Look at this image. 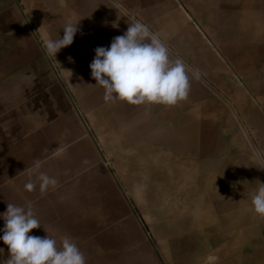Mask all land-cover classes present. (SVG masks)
Here are the masks:
<instances>
[{"label": "rangeland", "instance_id": "1", "mask_svg": "<svg viewBox=\"0 0 264 264\" xmlns=\"http://www.w3.org/2000/svg\"><path fill=\"white\" fill-rule=\"evenodd\" d=\"M62 1L79 14L110 15L111 25H120L110 26L113 37L126 31L125 13L135 16L160 34L173 61L183 59L190 77L196 69L201 77L190 80L179 107L106 101L89 77L74 80L77 93L67 75L76 34L56 58L44 46L46 38L64 34L65 24L43 17L57 0H0V212L7 203L31 204L41 226L29 234L50 235L58 248L70 237L87 264H264V222L251 218L252 195L264 182V0ZM220 47L232 61L221 60L214 49ZM89 99L99 119L98 108L108 107L101 113L116 131L115 149L89 118L82 104ZM211 101L233 122L242 146L230 147L220 126L184 116ZM142 154L145 165L136 160ZM37 160L40 171L58 181L43 194L38 182L34 191L24 188ZM185 161L186 171L199 172L195 184L184 179L183 185L182 174L173 175L172 167ZM210 173L219 175L211 205L225 203L227 213L247 210L242 227L252 229L255 242L224 251V235L235 229L223 215L220 227L200 236L195 202ZM123 225L129 232L117 231ZM0 248V260H6L2 240Z\"/></svg>", "mask_w": 264, "mask_h": 264}, {"label": "clouds", "instance_id": "2", "mask_svg": "<svg viewBox=\"0 0 264 264\" xmlns=\"http://www.w3.org/2000/svg\"><path fill=\"white\" fill-rule=\"evenodd\" d=\"M128 27L115 36L110 46H97L90 63L91 76L97 85L104 88V99L122 100L130 104L158 103L176 105L189 93L191 79L199 80L198 69L191 72L182 58L174 61L160 34L153 32L149 25L129 13H125ZM78 22L64 25V34L57 39L46 38L44 46L49 56L56 58L65 46L71 45L78 31ZM119 27L118 22H112ZM41 161L37 160L29 171V180L24 188L34 191L39 183L40 192L55 187L58 181L46 172L40 171ZM34 177V179L32 178ZM253 210L264 216V182L251 198ZM4 225L0 228V240L8 246L9 257L0 264H87L84 253L70 237L62 239L61 246L52 236L29 234L30 230L41 226L34 215L31 204L27 207L7 203L6 210L0 212ZM0 251H4L0 248Z\"/></svg>", "mask_w": 264, "mask_h": 264}, {"label": "bare ground", "instance_id": "3", "mask_svg": "<svg viewBox=\"0 0 264 264\" xmlns=\"http://www.w3.org/2000/svg\"><path fill=\"white\" fill-rule=\"evenodd\" d=\"M50 6H52L53 10L51 12L47 13L45 16H43L50 23L58 24L60 22L62 24H67L68 22L79 21L78 22V32L76 33V36H77L76 40L78 42V48L76 50V53H74L75 55L73 56V58L71 60V66L68 69V73H67L71 85L74 87L75 91L77 93H79L80 92V91H78L79 89H77L76 86L74 85V80L75 79L86 80L89 77L90 83H92V85L94 86V88L98 92V96H102L104 98V91L105 90L102 86L95 84L96 80L94 77L91 76L90 63L92 62V60L94 59V56H95L94 49L97 46H107V44H110L112 39L114 38L113 37V28L110 27V26H112L111 22H110L111 21L110 15H105L106 13L101 12L100 10L93 11L92 13H87V12L82 11L81 14H79L78 10H76L74 8V6L66 4L62 0H57V2H55V5L50 4ZM58 28H59V26H58ZM195 28L196 27H194V30H195ZM201 35H202L203 41H205V39H206V41H208V43H209V36L207 35L205 30H203L201 32ZM217 45L219 46L218 43H217ZM220 48L219 49L214 48V49H216V51L219 52V54L221 56V60L225 61L226 63L229 62V59L232 61V58L228 55L226 50H223L222 48L221 49ZM235 66H237V65H235ZM247 81L251 82L250 79ZM238 93L242 94L241 95L242 98L243 97L246 98V94L243 91L239 90L237 92V94ZM235 97L239 98L238 103H239V101L241 102V100H242L241 97H239V96L237 97V95H235ZM236 98H235V100H237ZM212 102L213 101H211L210 106L205 105V106H207L206 108L205 107L200 108L199 106L197 108L193 107V109L191 111L192 116L186 115V114L184 116L189 118V119L190 118H197L198 123L203 122V120L205 119L206 121H208V123H211L213 128H216V129H217V126H220L221 131L228 137V145L230 147L236 146V145L242 146V144L240 142L242 139L239 138V135L235 130L236 127L234 126L233 122L228 120V118L225 116V112L218 106V104H214ZM82 104H84V106L88 112L89 118L91 119L92 122H94V124L97 126L98 130L102 134L103 140L106 143V145H110L112 143V145L115 149L117 146V143L114 141V137L116 136V131L114 129L110 128V124H109L110 119H108L106 115L101 113V111L103 113L108 112V107L107 106H101L100 108H98V110L100 111V113L99 112L98 113L101 115L100 116L101 118L99 119V115L96 113L97 111H95V109H94L95 106L92 104V99L85 100V101H83ZM175 106L179 107L178 103ZM171 109L172 108H170V110ZM165 110L168 111V109H165ZM192 127L194 128L193 125H192ZM107 148H110V147L108 146ZM143 156L144 155L142 154V156H140L137 159L135 158V159L138 160L139 162H141V164L145 165L144 160L146 158ZM135 159H133V160H135ZM185 163H186V161H185ZM185 163H181L179 165H174L172 167L173 175L182 174V176H181L182 184H183V182H185L184 179H186V181L190 180L195 184V181L197 182L199 172L197 170L192 172V173L186 171V167L188 166V163H186V164ZM195 166H196V163H195ZM143 171L145 172V169ZM187 174H189V175H187ZM218 176L215 173L208 174V176L205 179L206 185H205V188L203 190V193L200 194V192H198L201 195V197H199L198 200L195 202V208H196L195 209L196 210L195 211V222H196L195 224H196V228L200 232V236L206 237V236H208L209 232H212V228L218 226V224H216V223L219 222L220 215H223L228 220V225L231 226L232 228H234L235 230L231 233L232 236L228 235V234L224 235L225 241L222 240L223 241L222 244L225 247L224 251L227 249L228 251L233 252L234 250L238 249L239 245H241L243 243L246 244L247 242H252V241L255 242V240H253L251 238V233L248 232V231H252V229L248 228L247 230H245L244 227H242L244 225L243 222H245V220H246L247 210H245L246 215L239 211L242 209L233 210V211L227 213V212H225L227 210L225 203H220L218 205V208L216 206L211 205L210 200H212V199L210 197L212 195L215 196L214 195L215 193L219 194V192L217 190H215V184L218 181ZM221 183H223V182H221ZM223 185H225V183ZM185 191H187V189ZM196 191H197V188H196L195 192ZM195 192H192L189 189L188 194H187V192H185V193L187 196H191ZM222 192H224V191H222ZM247 200L249 201V199H247ZM240 204H242V203H240ZM251 206H252V204H251ZM251 218H252V221L257 220L258 224L259 223L261 224L262 222H264V216H260L256 212H255V216H251ZM258 224H255V225H258ZM218 227H220V225ZM252 227H253V225H252ZM122 228H123L124 232H129V230L131 229V228L129 229L128 225L127 226L123 225V226L119 227L117 231H119ZM245 231H247L249 233V235H247V232L245 233ZM227 243H229V244H227Z\"/></svg>", "mask_w": 264, "mask_h": 264}]
</instances>
